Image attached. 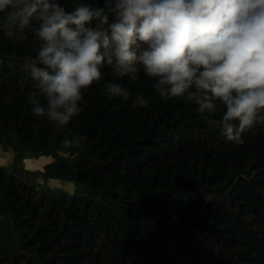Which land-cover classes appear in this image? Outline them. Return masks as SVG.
Here are the masks:
<instances>
[{"label":"trees","instance_id":"16d2710c","mask_svg":"<svg viewBox=\"0 0 264 264\" xmlns=\"http://www.w3.org/2000/svg\"><path fill=\"white\" fill-rule=\"evenodd\" d=\"M78 2L60 0L68 11ZM38 29L10 37L0 14V145L13 151L0 165V264H264V123L228 142L194 104L161 100L142 71L113 81L105 65L83 111L56 129L29 104ZM111 82L127 101L105 95ZM136 94L147 107L133 106ZM69 131L78 148L61 143ZM42 157V169L25 166Z\"/></svg>","mask_w":264,"mask_h":264},{"label":"clouds","instance_id":"9594fccd","mask_svg":"<svg viewBox=\"0 0 264 264\" xmlns=\"http://www.w3.org/2000/svg\"><path fill=\"white\" fill-rule=\"evenodd\" d=\"M0 14L15 29L10 37L39 22L29 104L56 129L83 111L84 92L105 65L113 81H137L142 71L161 100L194 104L228 142L243 144L242 134L264 123V0H79L71 11L60 0H0ZM105 95L131 94L111 82ZM148 103L141 94L132 99L134 107ZM221 105V119L212 118ZM82 139L69 131L61 143L70 150Z\"/></svg>","mask_w":264,"mask_h":264},{"label":"rangeland","instance_id":"374dc122","mask_svg":"<svg viewBox=\"0 0 264 264\" xmlns=\"http://www.w3.org/2000/svg\"><path fill=\"white\" fill-rule=\"evenodd\" d=\"M13 159V151L9 148H3L0 145V165H9L12 162ZM49 158H40L37 160H28L26 161V165L30 169H42L44 165L49 161ZM37 184H44L45 182L42 179H38L36 181ZM49 186L53 187H58L60 189H64L66 191L72 192L74 189V185L68 181H49L48 182Z\"/></svg>","mask_w":264,"mask_h":264}]
</instances>
